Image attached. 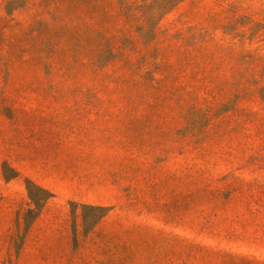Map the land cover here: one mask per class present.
<instances>
[{"label": "rangeland", "instance_id": "374dc122", "mask_svg": "<svg viewBox=\"0 0 264 264\" xmlns=\"http://www.w3.org/2000/svg\"><path fill=\"white\" fill-rule=\"evenodd\" d=\"M0 264H264V0H0Z\"/></svg>", "mask_w": 264, "mask_h": 264}]
</instances>
